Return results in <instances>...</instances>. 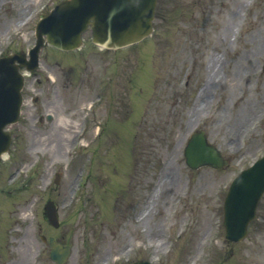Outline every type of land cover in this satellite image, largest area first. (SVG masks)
<instances>
[{"label": "rangeland", "instance_id": "1", "mask_svg": "<svg viewBox=\"0 0 264 264\" xmlns=\"http://www.w3.org/2000/svg\"><path fill=\"white\" fill-rule=\"evenodd\" d=\"M41 2L0 0V50L33 46L40 15L21 24ZM157 9L158 28L141 45L100 50L88 30L81 50L45 45L39 77L26 78L21 119L9 127L12 156L0 163L1 243L9 238L10 247L29 233L12 250L21 262L52 264L35 233L41 228L72 245L67 264H264V196L243 240L229 241L222 226L229 180L264 153V52L253 48L264 40V0H159ZM213 70L218 78L207 89ZM98 86L105 92L99 104ZM47 110L53 120L37 122ZM201 128L230 159L222 170L186 165L187 138ZM15 185L24 187L12 196ZM49 199L59 208L58 229L45 219ZM179 229L185 233L176 239Z\"/></svg>", "mask_w": 264, "mask_h": 264}, {"label": "water", "instance_id": "2", "mask_svg": "<svg viewBox=\"0 0 264 264\" xmlns=\"http://www.w3.org/2000/svg\"><path fill=\"white\" fill-rule=\"evenodd\" d=\"M155 3L156 0H67L57 6L48 17L42 19L39 23L37 32L38 43L31 50L32 58L30 61L27 62L25 56L21 54H11L0 59V101L4 100V98H16L13 105L15 109L13 115L4 119L5 115L0 112V125L10 119H16L19 113L23 77L19 73L18 65L15 61H21L24 64H28L29 68H34L37 64V51L43 43L42 36L44 33H47L48 40L52 44L64 49H71L81 44V32L92 23L95 29V41L107 46L110 44L118 46L121 41H130V37H132V28L130 26L126 30L120 31L124 23L131 17L135 19L138 12L149 13L154 10ZM142 22L144 23L142 28L149 26V19ZM138 27H141V25H138ZM123 32H125L127 39L122 37L124 35L122 34ZM113 38L118 40L111 41ZM3 88L5 90L1 93ZM6 141L7 138L3 136L0 140V147L5 145L3 148H6L9 143V141ZM262 162H264V159L249 170L247 182H245L248 188L246 193L239 192L236 194L238 197H247L250 194L243 200L245 207L239 209L243 216H246L249 205L255 201L264 188V164L261 166ZM244 180L246 181V178L242 181ZM51 216H56L54 209L51 210ZM248 216H252V212ZM54 256L56 257L55 252Z\"/></svg>", "mask_w": 264, "mask_h": 264}, {"label": "bare ground", "instance_id": "3", "mask_svg": "<svg viewBox=\"0 0 264 264\" xmlns=\"http://www.w3.org/2000/svg\"><path fill=\"white\" fill-rule=\"evenodd\" d=\"M233 13H237V12H233ZM254 24H256V21L254 22ZM260 30H262V29H260ZM256 39V36H254L253 38H252V41L253 40H255ZM253 48H255V49H257V50H262L263 52H264V40L263 41H258V43L256 44V45H254L253 46ZM254 49V51L258 54V52L256 51ZM253 51H251V53H252ZM218 78V72L216 71V70H213L212 71V74L210 75V77H209V81H208V83H207V89H210L211 88V86H212V83H214V80L215 79H217ZM204 104H206L205 103V101L203 100L202 102H201V104L200 105H204ZM60 122L62 123V124H64V125H68V123H67V118H65V117H60ZM241 124L242 123H240L239 124V127H241ZM78 125V124H77ZM65 136H70V135H65ZM170 185H168L166 188H168ZM162 189V188H161ZM166 190H168V189H166ZM150 201H152V195H151V197H150V199H149V203H150ZM150 206V204H147V206H146V208H145V210L143 211V214L145 213V212H147V209H148V207ZM202 243L204 242V240H202L201 241Z\"/></svg>", "mask_w": 264, "mask_h": 264}]
</instances>
